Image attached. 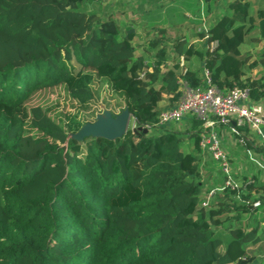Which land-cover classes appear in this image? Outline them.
<instances>
[{
	"label": "trees",
	"instance_id": "16d2710c",
	"mask_svg": "<svg viewBox=\"0 0 264 264\" xmlns=\"http://www.w3.org/2000/svg\"><path fill=\"white\" fill-rule=\"evenodd\" d=\"M105 1L0 0V264H246L248 257L232 262L228 247L254 242L258 225L219 228L229 211L238 220L248 207L230 198L198 205L199 122L189 117L182 130L154 124L164 96L167 108L176 104L181 79L203 84L188 67L193 55L219 90L246 86L251 99L264 98V76H244L255 63L239 49L249 0H234L230 15L199 34L207 35L205 53L181 33L171 39L164 27L150 26L155 51L147 61L134 54V27L119 39L116 6L103 11ZM135 1L133 12L149 2ZM184 2L199 13L208 1ZM258 16L264 39V12ZM258 57L264 65V48ZM39 90H61L75 111L29 105ZM100 98L112 114L126 108L132 128L114 140L72 138L93 121L87 116ZM187 138L194 151L182 149ZM254 182L251 190L264 192Z\"/></svg>",
	"mask_w": 264,
	"mask_h": 264
},
{
	"label": "built area",
	"instance_id": "2783aa9c",
	"mask_svg": "<svg viewBox=\"0 0 264 264\" xmlns=\"http://www.w3.org/2000/svg\"><path fill=\"white\" fill-rule=\"evenodd\" d=\"M203 19V18H202ZM216 41L211 43L214 47ZM178 66L184 74L187 68L183 56L178 57ZM143 74H141L142 76ZM203 84L190 86L186 81H179L180 97L176 104L159 113L155 126L174 129L186 118L194 117L200 124L198 132V172L202 197L199 207H208L219 193L228 190L237 203L254 211L261 207V196L264 192H254L251 188L254 179L251 176L242 177L233 168V163L223 145V135L219 126L230 127L239 144L247 140L239 136L238 128H245L257 141L264 144V114L249 107L250 89L246 86H233L226 91L219 90L211 80L210 71L203 67ZM246 140V141H245ZM248 160L264 169L260 156H253L247 149ZM207 167L212 175L207 178ZM210 173V174H211ZM213 177L220 178L218 183H211ZM213 182V181H212Z\"/></svg>",
	"mask_w": 264,
	"mask_h": 264
},
{
	"label": "crops",
	"instance_id": "0c3cea01",
	"mask_svg": "<svg viewBox=\"0 0 264 264\" xmlns=\"http://www.w3.org/2000/svg\"><path fill=\"white\" fill-rule=\"evenodd\" d=\"M184 3L186 4L187 0ZM200 0L201 6H204ZM206 7H202L201 12L197 13V8L182 6L181 0H165L162 3V0H154L153 3L148 2L142 6V9L138 12H134V15L137 13L148 14V24L150 26L156 25L158 18L162 14L166 13L167 20L164 22L163 26L156 25L158 27H164L166 32L172 30L180 31L182 35L188 40L189 43L194 44L197 51L205 53L207 45L205 39L207 35L200 36L201 32H206L207 28L219 17L223 15H230V3L234 0H207ZM138 3V2H137ZM136 3V6H137ZM249 16L251 17L250 22L248 23V32L245 35L243 44L240 46L241 55L248 53L250 55L249 62H254L255 65L248 71H245V77L259 78L264 76V65L259 63L258 54L262 48H264V39H260L259 30H258V13L264 12V0H249ZM151 11V13L149 12ZM154 11V12H153ZM179 15L180 17L189 18L187 22L189 25H183V23L174 21L172 16ZM186 17V18H185ZM203 18V19H202ZM134 31V28H132ZM127 32V31H126ZM137 33V30H136ZM135 52V51H134ZM135 56H143L139 53ZM144 57V56H143ZM145 61L147 59L144 57ZM176 61H169L168 64L173 66ZM188 67L190 70L195 71L200 78H202V69H203V58L199 55H193L188 61ZM164 103V105H162ZM248 105L253 110L264 114V98L259 100L249 99ZM160 108H167L168 101L166 97H163V100L159 103ZM187 120V119H186ZM186 120L183 121V125L186 126ZM219 130L223 135V145L225 150L230 156V159L233 163V168L237 174H240L242 177L251 176L254 181L255 179L264 184V169L258 167L253 162L248 160L247 149L253 152V156H260L261 164H264V144H261L257 139L252 136L247 130V143L249 146L244 144H239L236 141V136L231 132L230 127L219 126ZM228 138L230 140H228ZM190 150V151H194ZM189 152V151H188ZM211 169L207 167V178L212 175ZM211 173V174H210ZM213 176V175H212ZM220 178L213 177L211 183H218ZM213 181V182H212ZM255 183V182H254ZM203 187H201L202 189ZM255 192V191H254ZM257 192V191H256ZM203 192L201 191L200 197H202ZM220 195V196H219ZM233 199L234 203L237 205L236 199L232 197V194L229 192L228 196H224L223 193H219L215 196L212 201V204L216 205L217 203L223 201V199ZM209 205V206H211ZM234 211H229L225 220L222 221V225L219 229L222 233L225 231V228L242 226L246 229L254 227L255 224L258 225L257 230V239L254 242H249V244H231L228 247V254L232 256L231 261L235 262L238 259L249 258L246 264H264V204L261 202V207L257 210L246 212H240L239 219L234 218ZM255 221H258L257 223ZM244 254V255H243ZM230 263V262H229Z\"/></svg>",
	"mask_w": 264,
	"mask_h": 264
},
{
	"label": "rangeland",
	"instance_id": "374dc122",
	"mask_svg": "<svg viewBox=\"0 0 264 264\" xmlns=\"http://www.w3.org/2000/svg\"><path fill=\"white\" fill-rule=\"evenodd\" d=\"M101 1H103V0H101ZM119 1L120 0H106L102 4L103 11L107 10L105 5H111L113 7L116 6L115 10H114V12H115L114 17H115L116 21L121 25V28H122V32L119 35V39H121L123 36L126 35V30L129 26L134 27L137 30V33L132 40L133 49L135 51L134 54L139 53L140 55H143L147 60H150V57L152 56V54L155 51V47L151 43V38L153 35H155V31L148 24V19H149L148 14L137 13L134 15L132 7L136 6L137 2L135 0H124L127 5L124 6L122 9H121V7H119V8L117 7V4ZM164 1L165 0H162V3ZM149 2L153 3L154 0H149ZM155 2H156V0H155ZM158 19H159V21H157L156 25L163 26L164 22L167 20L166 13L162 14L161 17ZM172 19L174 21H178V22L183 23V25H189V23H187L190 20L189 18H186V20H185L184 18L180 17L179 15H174V16H172ZM174 29L175 28H172V30L166 34V35H169L171 37V39H173L175 36H178L180 33V31H177ZM72 63L77 66L75 61H72ZM106 93L108 94L109 92L103 91L101 94V97L103 95L107 96ZM28 104L29 105L30 104H41L45 107H51L52 109H57V110H62L65 107L66 111H69V112H74L75 107H77V105L74 102L72 103L69 99H67L64 96V93L61 92V90L55 91L53 93H48V92H45L43 90L35 91L31 94ZM162 105H164V103ZM93 109H95V115H94V117H92L91 115H88L87 116L88 119L93 118V120H94V118L97 115H103L105 113V111H110L111 113H113L111 110L104 108V103L101 101V98L95 104H92L91 111ZM119 112L120 111H118L117 113H119ZM117 113H114V114H117ZM189 117H191V116H189V115L186 116V118L183 121H185ZM183 121L178 125V127H176L177 125L173 126V127H175L174 129H176V130L181 129L182 130L183 129V124H182ZM127 128L128 129L132 128V117L131 116H130ZM169 129L173 130L172 128H169ZM228 140H230V139L228 138ZM182 149L184 151L193 150L194 149L193 138H187V140L182 145ZM246 244H249V243H246Z\"/></svg>",
	"mask_w": 264,
	"mask_h": 264
},
{
	"label": "water",
	"instance_id": "95a60500",
	"mask_svg": "<svg viewBox=\"0 0 264 264\" xmlns=\"http://www.w3.org/2000/svg\"><path fill=\"white\" fill-rule=\"evenodd\" d=\"M131 32H133L132 28L127 30L125 37ZM130 116L126 108L117 114L105 111L103 115H97L92 122L83 124L76 133L71 134V137L77 140L86 136L101 137L109 140L121 138L128 130Z\"/></svg>",
	"mask_w": 264,
	"mask_h": 264
}]
</instances>
